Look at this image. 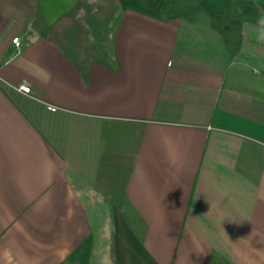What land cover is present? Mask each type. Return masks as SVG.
<instances>
[{
    "label": "crops",
    "instance_id": "crops-1",
    "mask_svg": "<svg viewBox=\"0 0 264 264\" xmlns=\"http://www.w3.org/2000/svg\"><path fill=\"white\" fill-rule=\"evenodd\" d=\"M37 9L0 0V264H264L262 27L129 9L80 65Z\"/></svg>",
    "mask_w": 264,
    "mask_h": 264
},
{
    "label": "trees",
    "instance_id": "trees-1",
    "mask_svg": "<svg viewBox=\"0 0 264 264\" xmlns=\"http://www.w3.org/2000/svg\"><path fill=\"white\" fill-rule=\"evenodd\" d=\"M129 9L160 19H194L205 11L232 50L241 45L244 22L264 32V3L256 0H38L33 25L55 37L75 63L95 58L114 66L115 31Z\"/></svg>",
    "mask_w": 264,
    "mask_h": 264
},
{
    "label": "built area",
    "instance_id": "built-area-1",
    "mask_svg": "<svg viewBox=\"0 0 264 264\" xmlns=\"http://www.w3.org/2000/svg\"><path fill=\"white\" fill-rule=\"evenodd\" d=\"M13 41L16 42V43H19V36H16L13 38ZM1 80H4L0 77ZM7 83H10L8 81H5ZM13 86L17 87L18 89H20L21 91L25 92V93H31V86L26 83V82H21L19 85H14ZM48 107L52 110H56L58 108V105L56 104H53V103H49L48 104Z\"/></svg>",
    "mask_w": 264,
    "mask_h": 264
},
{
    "label": "rangeland",
    "instance_id": "rangeland-1",
    "mask_svg": "<svg viewBox=\"0 0 264 264\" xmlns=\"http://www.w3.org/2000/svg\"><path fill=\"white\" fill-rule=\"evenodd\" d=\"M126 11H127V10H126ZM126 11H125V12H126ZM200 12H205V11H200ZM198 13H199V12H198ZM206 13H207V12H206ZM123 14H124V13H123Z\"/></svg>",
    "mask_w": 264,
    "mask_h": 264
},
{
    "label": "clouds",
    "instance_id": "clouds-1",
    "mask_svg": "<svg viewBox=\"0 0 264 264\" xmlns=\"http://www.w3.org/2000/svg\"><path fill=\"white\" fill-rule=\"evenodd\" d=\"M7 256V254H5Z\"/></svg>",
    "mask_w": 264,
    "mask_h": 264
}]
</instances>
